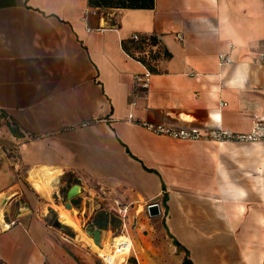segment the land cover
Instances as JSON below:
<instances>
[{
  "label": "crops",
  "instance_id": "obj_1",
  "mask_svg": "<svg viewBox=\"0 0 264 264\" xmlns=\"http://www.w3.org/2000/svg\"><path fill=\"white\" fill-rule=\"evenodd\" d=\"M134 31L157 36L163 52L131 105L143 70L124 50ZM219 52L233 61L220 63ZM259 52L264 0H0V112L18 126L21 135L9 134L29 181L39 166L70 176L88 198L137 205L163 203L166 192L169 233L194 264H264V141L177 140L140 125L248 131L264 119ZM32 187L0 167V258L96 264L84 242L47 221L52 204Z\"/></svg>",
  "mask_w": 264,
  "mask_h": 264
},
{
  "label": "rangeland",
  "instance_id": "obj_2",
  "mask_svg": "<svg viewBox=\"0 0 264 264\" xmlns=\"http://www.w3.org/2000/svg\"><path fill=\"white\" fill-rule=\"evenodd\" d=\"M9 131L5 120L0 121V167L6 165L9 169L13 170L14 180L18 181L23 186L30 185L34 187L33 182L38 179V177L45 182L48 177L50 178L49 175L51 174L43 176V173L40 172L41 167L38 166L34 167L30 173V183L28 173L24 171V167L20 166V154L17 143L12 139L9 134L11 131ZM56 170L57 169H52L51 171L55 172ZM56 175L55 173V176ZM56 177L54 185L51 186L50 182H48V190L45 193L38 192L35 187V189L32 187L43 199H45V201L51 202L52 204V210L50 209L51 211L48 212L47 221L52 224L55 218L61 219L59 214L60 207L63 209H70L75 213L79 219L78 225L65 222L61 219L64 225L60 229H62L68 237H74L76 242H84L83 244L80 243L81 246L90 252L96 264H103L97 252L104 251L102 249L105 247L104 242L106 239L110 241L113 236L120 233L131 237L136 246L139 259L133 249L130 251V254L126 256L125 261H120L121 256H119L117 252L107 250L106 252L115 254V262L118 261L119 264H124V262H126V264H133L131 259H129L130 257H134L137 264H183L182 258L184 256V251L176 247L172 241V237L169 235V229L165 222L167 210L163 209L164 204L161 202V199L155 200L159 202L161 208L160 214L155 216L147 214L146 209L142 208L144 207L143 203H138L136 205V203L133 202L130 213L132 215L131 217H134V219L127 224V229H122L121 224L115 228L109 226L105 229H101L99 241L95 242L92 238L91 231L98 227L94 225L90 227V224H92V217L95 213L94 210L106 209L112 206L115 196L105 197L106 195L102 193L98 196L95 191H91V193H89L90 198H88L82 193H77L71 198V202L74 200L75 205H82V207H75L74 211L72 208L65 205V202L68 200L66 191L73 182L72 178L68 175H63L61 177L58 175ZM141 208L142 210L140 212L136 211ZM1 210L3 213L0 204V211ZM77 235L80 236L78 237Z\"/></svg>",
  "mask_w": 264,
  "mask_h": 264
},
{
  "label": "built area",
  "instance_id": "obj_3",
  "mask_svg": "<svg viewBox=\"0 0 264 264\" xmlns=\"http://www.w3.org/2000/svg\"><path fill=\"white\" fill-rule=\"evenodd\" d=\"M103 27H100L99 30H103ZM131 44L129 47H125L124 50L127 56L133 58L143 66V70L136 72L133 75V86H132V96L130 104L135 103V99L138 96L145 95L148 91L150 85V79L152 75L151 65L154 60L157 59L159 55L162 54L163 50L161 47V42L159 38L152 34H141L137 31H134L130 34ZM218 58L220 63H230L233 61L232 57L225 53L219 52ZM256 61L264 62V52H259L256 57ZM225 102H221L223 105ZM128 118H132V113L128 114ZM6 119V118H4ZM140 125L143 126L148 131L169 136L177 140H199V139H208L214 142H252V141H264V119H259L253 122L251 128L248 131H234L229 128H214L210 127L207 129H193V128H179L162 123H156L152 121H142ZM160 204L157 201H149L144 203L143 209H146L148 214V209L151 205ZM133 205L132 201H122L118 198L114 199V204L104 209L116 217L119 218L122 229H127V224L132 222L134 217H131L130 209ZM137 211V210H136ZM161 211V208H160ZM12 222V221H11ZM9 223L4 224L8 226ZM103 264H110V257L107 254L97 252ZM0 264H8L0 258ZM42 264H51L48 260L43 261ZM126 264V262H124Z\"/></svg>",
  "mask_w": 264,
  "mask_h": 264
},
{
  "label": "trees",
  "instance_id": "obj_4",
  "mask_svg": "<svg viewBox=\"0 0 264 264\" xmlns=\"http://www.w3.org/2000/svg\"><path fill=\"white\" fill-rule=\"evenodd\" d=\"M89 5L93 7H137V8H151L153 6V0H88ZM4 113L0 112V121L4 120ZM6 125L8 126L11 133L14 135H21L16 122L5 120ZM167 194L163 192L162 200L163 204L166 207ZM52 210V208H51ZM120 224V220L114 214L104 210L98 209L95 211L92 217V225L98 227L99 229H105L109 226L115 228ZM173 243L177 248H180L184 251V256L182 258L183 264H194L191 258L189 257V251L185 248L177 239H175L171 234ZM133 264H137L134 257H130Z\"/></svg>",
  "mask_w": 264,
  "mask_h": 264
},
{
  "label": "bare ground",
  "instance_id": "obj_5",
  "mask_svg": "<svg viewBox=\"0 0 264 264\" xmlns=\"http://www.w3.org/2000/svg\"><path fill=\"white\" fill-rule=\"evenodd\" d=\"M51 170L52 169L48 170L47 173H44V169L43 168L40 169V172L43 173V176H45L46 174H51V175H49L50 178L48 177V179H46L45 182H43L40 177H38V179H36L33 182V185H34V187L36 188V190L38 192H43V193L47 192V190H48V185H47L48 182H50L51 186L54 185V183L56 182V176H54V175H55V172L57 170L55 172H52ZM0 212L2 213V210ZM59 214H60L61 219L63 221L71 222V223H74L75 225H78V223H79L78 220L79 219H78L77 215L75 213H73L70 209H63L62 207H60L59 208ZM104 244H105V247H104V249H102L104 251H101L100 253L109 255L110 264H115V263L119 264V262L118 261L115 262V254H112V252H106L107 250H111V251L117 252L118 255L121 256L120 261H125L126 260V256L130 254V251L132 249H134V251H135V249H136V246H135L133 240L131 239V237L126 235V234H123V233H120V234H118L116 236H113L110 241H107V239H106ZM136 252H137V250H136ZM137 257L139 259V255L138 254H137Z\"/></svg>",
  "mask_w": 264,
  "mask_h": 264
},
{
  "label": "water",
  "instance_id": "obj_6",
  "mask_svg": "<svg viewBox=\"0 0 264 264\" xmlns=\"http://www.w3.org/2000/svg\"><path fill=\"white\" fill-rule=\"evenodd\" d=\"M57 178V177H56ZM77 193H80V186L78 183H75L74 185H72L67 191H66V197L68 198L67 202H66V206L67 207H71V203L69 201V199H71L74 195H76ZM55 195V194H54ZM148 214L150 216H155L160 214V208L158 206V204H153L149 207L148 209ZM52 225L54 227L57 228H62L63 227V222H61L58 218H55L52 222ZM90 227H93L92 224H90ZM100 233H101V229L99 228H94L91 231V235L92 238L94 239L95 242L99 241L100 238Z\"/></svg>",
  "mask_w": 264,
  "mask_h": 264
},
{
  "label": "snow or ice",
  "instance_id": "obj_7",
  "mask_svg": "<svg viewBox=\"0 0 264 264\" xmlns=\"http://www.w3.org/2000/svg\"><path fill=\"white\" fill-rule=\"evenodd\" d=\"M216 119H219V117H216Z\"/></svg>",
  "mask_w": 264,
  "mask_h": 264
}]
</instances>
